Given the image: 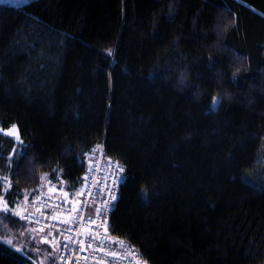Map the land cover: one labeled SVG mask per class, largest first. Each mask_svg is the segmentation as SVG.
Instances as JSON below:
<instances>
[{
	"label": "trees",
	"instance_id": "1",
	"mask_svg": "<svg viewBox=\"0 0 264 264\" xmlns=\"http://www.w3.org/2000/svg\"><path fill=\"white\" fill-rule=\"evenodd\" d=\"M12 124L9 208L75 195L100 146L123 168L108 233L147 264H264V0L0 3ZM31 228L0 212V264H34Z\"/></svg>",
	"mask_w": 264,
	"mask_h": 264
},
{
	"label": "built area",
	"instance_id": "2",
	"mask_svg": "<svg viewBox=\"0 0 264 264\" xmlns=\"http://www.w3.org/2000/svg\"><path fill=\"white\" fill-rule=\"evenodd\" d=\"M117 165H119L117 162L106 158L103 151H97L92 155L83 184L75 195L61 198L51 194H40L26 201L24 214L28 219L24 220L39 231L40 229L54 231L58 235V264H136L137 259L145 262L140 254L138 257L130 254L129 246L132 245L125 240L123 247L110 242L118 239L108 233V215L116 201L122 176L121 166ZM62 189L66 190L65 187ZM81 189L83 194H77ZM33 200H36L34 205ZM70 208L77 210L69 212ZM96 208L103 209L99 216L95 214ZM89 218L95 220V224H90ZM105 220L107 234L104 227H97L103 225ZM89 232L99 233L100 238L91 239ZM105 235L110 239H105ZM134 249L137 250L135 247Z\"/></svg>",
	"mask_w": 264,
	"mask_h": 264
},
{
	"label": "rangeland",
	"instance_id": "3",
	"mask_svg": "<svg viewBox=\"0 0 264 264\" xmlns=\"http://www.w3.org/2000/svg\"><path fill=\"white\" fill-rule=\"evenodd\" d=\"M28 1H30V0H0V3L18 6V5H21V4L28 2ZM11 126L3 129L4 131L2 133L5 134ZM16 127H17V125H16ZM17 129H18V127H17ZM12 138L15 140L14 137H12ZM15 142L18 143V141H16V140H15ZM45 191H46V192H44L45 195H47V194L49 195V194H51V192L54 191V192H56V195H53V196L65 198V195L63 194L64 190H60V189L56 190L55 186H53V185L46 184ZM65 193H67V195H70V193L68 191H66ZM24 203L25 202L20 201L13 208L20 210V211H23L24 205H25ZM35 230H37V229H35ZM37 231H39V230H37ZM29 232H31V235L29 237H27V241H25L26 235H25V237H20L18 235L17 238H15L16 240L14 239L16 244H19L20 246H22L24 248L25 247L28 248V246H30V247L32 246L33 249L31 250V252L33 253L32 256L34 255L33 256L34 264H57V262H58L57 261V255H58V250H59V237L56 234V232L48 231V230L36 232V231H33L32 228ZM44 238H47V240L49 242L48 243L43 242ZM19 241H21L22 243H19Z\"/></svg>",
	"mask_w": 264,
	"mask_h": 264
},
{
	"label": "snow or ice",
	"instance_id": "4",
	"mask_svg": "<svg viewBox=\"0 0 264 264\" xmlns=\"http://www.w3.org/2000/svg\"><path fill=\"white\" fill-rule=\"evenodd\" d=\"M218 102L215 98L213 100V103H216ZM4 130L3 129H0V132H3ZM6 135H9V136H12L15 138L16 141L18 142H22L20 141V135H19V130L17 129L16 125L13 124L8 130L7 132L5 133ZM15 151V150H13ZM94 151H102V148H100V146H97V149L94 150ZM11 162V161H10ZM119 167V165H117ZM120 171L122 172L123 171V168L120 167ZM40 179L43 181V180H46L47 179V174L45 175H42L40 177ZM0 181L3 182V192L6 193L8 191L9 188H11V181L9 180L8 177H0ZM77 194H83V189H81L80 193H77ZM25 195H30V193H25ZM65 197L67 196V193L64 194ZM113 199H115V197L113 196L112 197ZM36 203V200H33L32 201V204L34 205ZM79 203V202H78ZM77 209L76 208H70L68 211L69 212H72V211H76ZM0 211L2 212H12L13 215L15 216H19L21 219H28V216L24 214V212L26 211V209L24 211H20V210H17L15 208H9L8 206V203L7 201H5L3 199V196L0 195ZM103 212V209L101 208H96L95 209V214L97 216H99L101 213ZM78 219H82V217H77ZM89 223L90 224H95V220H92L91 218H89ZM97 227H104L105 229V234H107V221L105 220L103 225H98ZM33 231H35V229H33ZM40 231H43V229H40ZM89 235L91 236V239H97V238H100L99 237V233H93V232H89ZM105 239H110L109 237H107V235H105L104 237ZM66 239H69L68 237H66ZM8 245H13V241L11 239H7L5 241ZM43 242L45 243H48L49 241L47 240V238H44ZM110 242L112 243H117L119 244L121 247H123L125 245V241L123 240H119V239H116V240H110ZM81 243H84L83 241H81ZM102 243H103V240H102ZM14 246V245H13ZM91 245H89L90 247ZM18 251L20 249H17ZM129 252L130 254H132L133 256L135 257H138L139 256V253H138V250H135L134 249V246H129ZM109 255H113L115 256L116 253H108ZM136 264H146V262H141L137 259L136 261Z\"/></svg>",
	"mask_w": 264,
	"mask_h": 264
},
{
	"label": "crops",
	"instance_id": "5",
	"mask_svg": "<svg viewBox=\"0 0 264 264\" xmlns=\"http://www.w3.org/2000/svg\"><path fill=\"white\" fill-rule=\"evenodd\" d=\"M46 192V191H45ZM54 192V191H53ZM53 192H51V193H53Z\"/></svg>",
	"mask_w": 264,
	"mask_h": 264
}]
</instances>
